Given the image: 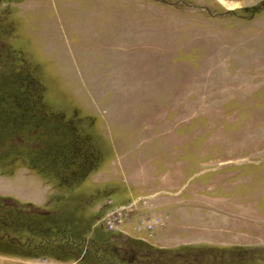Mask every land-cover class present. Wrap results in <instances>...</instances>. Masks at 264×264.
<instances>
[{
	"label": "rangeland",
	"instance_id": "374dc122",
	"mask_svg": "<svg viewBox=\"0 0 264 264\" xmlns=\"http://www.w3.org/2000/svg\"><path fill=\"white\" fill-rule=\"evenodd\" d=\"M181 187L251 236L161 249ZM206 263L264 264V0H0V264Z\"/></svg>",
	"mask_w": 264,
	"mask_h": 264
},
{
	"label": "crops",
	"instance_id": "0c3cea01",
	"mask_svg": "<svg viewBox=\"0 0 264 264\" xmlns=\"http://www.w3.org/2000/svg\"><path fill=\"white\" fill-rule=\"evenodd\" d=\"M183 194L184 189L181 187L175 189V192L166 193L164 197L161 195L159 197L161 201L155 202V205L161 206L169 215V226L164 229L158 228L156 231L155 241L161 249L172 251L181 247L180 245H192L196 249L206 246L208 248L213 246L216 248H233L237 247L238 237L247 240L251 236L238 230L237 222L241 224L244 222L234 213L218 212L212 208L201 206L197 207L196 210H188L186 201L181 197ZM5 198L12 199L11 196ZM221 200L228 201L229 199ZM216 202L218 199L215 202L208 200L209 205ZM244 228L247 229L245 225Z\"/></svg>",
	"mask_w": 264,
	"mask_h": 264
},
{
	"label": "trees",
	"instance_id": "16d2710c",
	"mask_svg": "<svg viewBox=\"0 0 264 264\" xmlns=\"http://www.w3.org/2000/svg\"><path fill=\"white\" fill-rule=\"evenodd\" d=\"M37 132H38V130L35 129V130L31 131L30 134H31L32 136H34V133H37ZM11 201H12V200H11ZM15 203H16V202H15ZM13 204H14V203H13ZM16 204H18V203H16ZM18 205H19V204H18ZM12 207H13V206H12ZM14 207H17V206H14ZM14 207H13V208H14ZM5 240H7V239H5ZM10 242H11V241H10ZM185 250H186V249H185ZM190 250H193V249H190ZM190 250L188 251L189 253H184V254H188V255H190V256H191V255L193 256V254H196V253H197L198 255L201 256V254H203V251H204V250H201V252L197 251V252H194V253H193V251H190ZM158 251H159V249H156V252H158ZM162 251H164L165 253L168 252V251H165V250H162ZM209 251H210V250H209ZM168 253H169V252H168ZM184 254H182V255H184ZM210 254H211V253H210ZM179 255L181 256V253H179ZM179 255H178V256H179ZM211 256H212L213 259H216L212 254H211ZM219 259L222 260L221 257H219ZM207 263H208V262H207ZM207 263H206V264H207ZM213 263H214V261H213Z\"/></svg>",
	"mask_w": 264,
	"mask_h": 264
}]
</instances>
